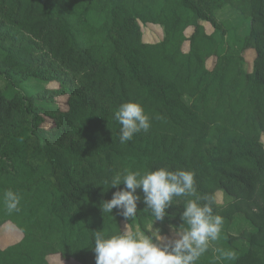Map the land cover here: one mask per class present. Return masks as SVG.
Returning <instances> with one entry per match:
<instances>
[{
  "label": "trees",
  "instance_id": "1",
  "mask_svg": "<svg viewBox=\"0 0 264 264\" xmlns=\"http://www.w3.org/2000/svg\"><path fill=\"white\" fill-rule=\"evenodd\" d=\"M228 7L245 33L217 20ZM140 24L163 39L144 43ZM0 76L11 89L47 84L29 97L0 90V228L22 235L0 264H95L92 232L116 235L126 221L100 207L124 185L103 184L159 168L193 171L197 196L224 218L196 264H264V0H0ZM127 101L151 127L121 144L114 113ZM7 189L21 196L18 213L3 206ZM217 191L230 198L217 204ZM136 194L134 219L152 236ZM188 199L174 197L163 221L178 228Z\"/></svg>",
  "mask_w": 264,
  "mask_h": 264
},
{
  "label": "clouds",
  "instance_id": "2",
  "mask_svg": "<svg viewBox=\"0 0 264 264\" xmlns=\"http://www.w3.org/2000/svg\"><path fill=\"white\" fill-rule=\"evenodd\" d=\"M119 123L121 144L131 141L140 132H148L151 127L150 117L143 106L134 101L123 102L114 113ZM195 173L191 170H169L159 168L154 171L124 170L117 174L107 188L123 189L112 194L110 200L100 205L103 213L111 214L113 209L122 210L119 215L124 220L134 218L137 203L141 197L136 194L142 190L143 203L151 211L155 220L163 221L166 209L174 197H195L188 199L181 214L182 224L174 229L176 238L152 236L125 229L119 234L106 236L103 231L93 234L95 264H196V261L209 249L211 242L220 238L224 218L214 214L213 200L208 196H197ZM21 196L18 192L7 189L3 192V206L9 214L20 211ZM203 201V202H202ZM217 259H236L233 250L216 249Z\"/></svg>",
  "mask_w": 264,
  "mask_h": 264
},
{
  "label": "rangeland",
  "instance_id": "3",
  "mask_svg": "<svg viewBox=\"0 0 264 264\" xmlns=\"http://www.w3.org/2000/svg\"><path fill=\"white\" fill-rule=\"evenodd\" d=\"M216 18L220 22L230 21L235 27H237L239 33H245L246 29L248 28V23L245 22L238 13H236L234 10L230 9L229 7L224 8L220 12H218L216 14ZM140 29L142 33V40L144 43H149V44L157 43L161 41L164 37L163 28L159 25L140 24ZM190 32L191 31L188 30L186 32L187 35H189ZM186 46L185 48H187ZM254 56L255 53L251 51L244 55V61H245L244 68L248 71L251 70ZM46 86H47L46 82L41 80L39 77H30L21 85H15L11 89L9 83L5 80V78L3 76H0V90L3 92H8L9 94L18 92L22 96L29 97L32 95H36L39 91L46 88ZM261 141L264 145V134L261 136ZM227 198L230 197L228 195H225L223 191H217L214 195V200L217 204H224ZM245 226L246 225L243 223V221L238 220L235 229H241ZM121 228L122 230L125 229L131 230L132 228L134 231L142 233L139 230V227L137 226V223L134 218L122 222ZM174 229H176V227L171 226L166 221L150 220L147 223V230L149 231L150 235H153V233L156 232L157 235L159 236L176 238L174 236ZM21 237L22 235L17 229H15L10 224H5L0 228V249H3L8 245L19 241ZM51 264H60V263L52 261Z\"/></svg>",
  "mask_w": 264,
  "mask_h": 264
}]
</instances>
